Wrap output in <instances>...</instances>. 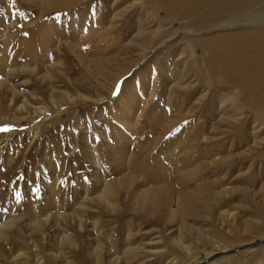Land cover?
I'll list each match as a JSON object with an SVG mask.
<instances>
[{
  "label": "rangeland",
  "instance_id": "obj_1",
  "mask_svg": "<svg viewBox=\"0 0 264 264\" xmlns=\"http://www.w3.org/2000/svg\"><path fill=\"white\" fill-rule=\"evenodd\" d=\"M38 1L35 8L26 0H0V66L15 69L27 65L26 56L18 57L16 50L27 43L30 33L37 43L35 54L39 58L35 62L37 72L32 76L18 74L6 78L0 67V81L7 80V86L20 94L32 93L38 97L37 101L28 99L26 111L17 112L22 98L0 90V128L9 129L0 132V215L15 210V215H25L23 219L27 223L26 219L36 216L34 208L40 218L49 216L48 213L75 216L73 213L77 212V215L82 214V222L88 223L83 230L76 227L77 221L72 218L59 219L57 223L61 229L67 227L78 246L92 241L96 235L93 229H99V225L106 226L107 233L121 244L128 224L131 244L143 249L130 264H173L176 257V264H192L189 256L173 249L170 237H180L192 253L204 258L214 242L213 238L207 242V234L220 235L219 239L227 246L221 256L231 258L232 263L224 260L221 264H264V124L259 121L261 118L264 122V116L259 117V113L249 109L239 115L241 118L237 115L230 119L235 110L229 98L234 99L235 91H229L226 85L217 86L221 74L214 71L215 68L211 70L212 75H208L210 67L199 66L198 72L194 69L196 64L192 63L183 69L182 62H176L177 57L169 60L165 57L167 52L173 56L172 49L162 50L160 54L154 50L147 55L146 65L137 66L140 72L151 73V83L143 86L136 77L138 73H133L136 78L131 79L144 89L139 88L140 99L133 121L123 134L126 138H116L115 135L120 134L116 129L123 128L118 117L112 114L113 97L107 90L111 85L107 84L105 90L99 89L98 78L89 68L78 65L64 45V39L76 44L88 58L113 59L136 53L126 48L135 35L127 37L129 28L126 26L134 17L119 19V26L109 24L112 15L118 16L133 0ZM173 29H181V26L174 25ZM156 54L158 59L153 62ZM165 58L168 61L159 67L157 64ZM113 67L114 71L119 70ZM46 72L52 77L47 81L43 79ZM166 73L185 76L183 85L189 83L186 80L195 79L202 89L206 87L205 80L212 79V86L216 87L210 98L206 97L205 102L197 105V90L169 89L170 78ZM130 75L123 76L122 84L127 83ZM108 79L110 77H106V81ZM50 84L57 89V95H53L55 101L62 91L75 99L70 102L66 99L61 106L50 108L46 89ZM150 86H153V94L149 98ZM166 92L169 93L167 100ZM238 102L242 105L241 99ZM37 107L44 109L43 112L34 111ZM120 152L128 161H124ZM121 162L128 164L127 175L156 172L151 180L165 181L162 185L170 192L163 188L159 198H163H160L163 203L170 202L172 209H175V192L199 194L200 201L192 204L193 210L191 207L190 212L180 214L171 222L152 219L155 206L151 203L145 211H140V199L137 200L139 197L134 190L141 188V182L133 185L134 188L126 186L113 196L112 207L97 202L100 180L104 178L114 184L121 176L118 169ZM224 188L228 194L217 197ZM17 191L21 193L19 202L15 196ZM82 204L85 210H80ZM161 208L166 211V206L161 205ZM217 209L236 213L238 221L233 227L225 223L219 229L218 223L222 222L217 217ZM165 211L161 215H165ZM245 223L251 228L248 233L243 227ZM50 229L45 232L51 235ZM24 234L31 243L32 236L25 230ZM40 238L37 237L39 242ZM260 239H263L261 244ZM75 252L77 257L78 252Z\"/></svg>",
  "mask_w": 264,
  "mask_h": 264
},
{
  "label": "bare ground",
  "instance_id": "obj_2",
  "mask_svg": "<svg viewBox=\"0 0 264 264\" xmlns=\"http://www.w3.org/2000/svg\"><path fill=\"white\" fill-rule=\"evenodd\" d=\"M26 1L31 4L30 6L35 8L39 4L37 0ZM135 9L136 11L133 12ZM125 16L128 18L134 17L133 22L126 26V28H129L127 37H130L133 33L135 34L128 41V46L126 47L136 51V53L132 55H119L113 59L94 56H92L94 58H88L86 56L87 54L85 55V53L80 52V48H78L76 44L72 45L70 40L67 38L64 39V45L69 52H72L73 57L78 61V65L80 64L85 69L89 68L98 78L96 79V83L99 89L105 90L106 86H108L107 84L111 85V88L107 90L113 97L112 114L118 117L123 128V131L121 129H116L120 131V134L115 135L116 138H126L123 134L124 131L127 132L129 130L133 121L135 114L134 110L140 99L138 97L139 88L144 89L143 86H148V84L150 85L151 83L149 79L151 73L147 71L140 72L137 66L145 64L147 55L154 50L157 54H160L159 52H162V50L168 48L172 49V52H174L173 56L171 52L165 51L167 52L165 57L168 60L177 57L178 59L176 62H182L183 69H186L187 65L192 63L196 64L194 69L198 72L199 66L201 68L210 67L208 75H212L211 70L215 68L214 71L221 74V79L217 80V86L226 85L229 87V91L230 89L235 91L234 99L232 100L231 96L229 98L233 101V110H235L233 114L229 116L230 119L237 115H243L245 110L249 109L254 111L255 114L259 113V117L264 116V0H133V4L125 8L118 16H114L113 14V18L109 24L111 26H116L119 19L122 21L121 19ZM143 17L149 19V21L146 22ZM174 25L181 26V29L174 30ZM27 40L26 44L22 47L20 46V48L16 50L18 57L26 56V59H28L27 65L18 64L20 66L14 69L13 66L9 67L1 63L4 65H1V69L4 71L3 73L5 76H7L6 78H9L11 75L17 76L18 74L32 76L35 71L37 72L35 69V62L38 58L35 54L37 43L32 33H30ZM172 46L174 48H172ZM196 50H199L200 53L198 54ZM157 54L153 62L158 59ZM166 58L162 62L159 60L160 62L157 65L160 67V64H165L168 61ZM49 59L48 62H50ZM200 63L202 65H200ZM112 66H114L113 68L116 70H119L114 71ZM17 68L18 70H16ZM135 72L138 73L136 77H138L140 83L143 82V86L136 85L131 79L136 78L133 77V73L135 74ZM128 73L131 75L128 77L127 83L122 84V79ZM45 74V77H42L43 79L45 78L46 81L48 77L52 78L47 72ZM166 75L170 78L167 81V86L170 87L169 89L181 90L182 92L197 90L196 95L199 94L195 102L197 105H201L206 97L210 98V93L213 94L212 89L216 87L212 86L214 85L212 79H206V87L199 89L195 79L191 81L186 80V82L189 83L183 85L185 83V76L182 74L176 75L166 73ZM205 75H207L206 71ZM104 76L105 79L101 80ZM106 77H110V79L106 81ZM145 78H147V80H145ZM5 81L7 80L0 81V90L10 92L13 97L22 98V105L18 107L16 110L17 112L26 111L25 107L29 104L28 99L37 101L38 97L36 98V95L32 93H28V96L23 93L20 94L15 88H10L9 85L7 86L8 82L6 83ZM152 87L153 86L148 87L149 98L153 94ZM46 89L49 90L47 98L51 104L50 108L61 106L62 102L64 103L66 99L67 102L75 99L70 94L68 95L67 91H62L60 95L63 98L60 96V98H58L59 102L55 101L56 98L54 100L53 95H57V89H55L52 84ZM112 90L118 93V95H114ZM166 94L165 100L169 98V93L166 92ZM240 99L242 100V105L238 102ZM221 104H223V100L220 101V105ZM35 110L42 113L44 109L37 107L34 108V111ZM240 116L239 118H241ZM254 120L258 121L255 118ZM237 121L238 120H235V122ZM259 121L264 124L261 118ZM232 122L234 121L232 120ZM239 128L241 127L239 126ZM120 153L122 158L124 156V161H128L126 160V155L122 152ZM122 158L118 157L120 160ZM96 163V165L100 167L99 161H96ZM127 165V162L126 164L120 163L118 169L120 170L121 176L117 177L115 183L113 182L114 184H109L104 178L101 180L99 179L101 189L98 188L96 197L98 200L97 202L107 207H112L110 199L113 196L118 195L126 186L132 187L141 182L140 189H133L139 197L137 200L140 199L138 206L140 211H145V207L148 203H151L155 206L152 211V219L162 218L165 221L171 222L176 219L177 216H180V214L182 215L190 212L191 207L193 210L192 204L200 201V199L197 198L199 194L175 192L174 194H177L174 195L175 209H172V207L168 205L170 202L163 203V201H161L163 198H159L161 195L159 192L165 188L162 185L165 181L158 183L151 180V175H157L156 172L142 171L135 172L137 173L136 175L133 173L127 175L125 173ZM161 172H163V170H161ZM100 175L103 176V172H101ZM158 177L162 179L161 175H158ZM150 184H152L151 187H148ZM165 189L168 191L170 190L168 187ZM220 194L224 196L227 195V189H221V192L217 193L216 196L218 197ZM168 198L165 199L167 200ZM161 205L164 207L166 206V211L164 210L166 212L165 215H161L164 213ZM80 208V210H85V205H80ZM34 210L33 212L36 216L33 214L32 216L35 217H27V223H24L23 217L25 215H23V217L15 215V210H10L6 212L5 215H0V264H130L133 260L132 258H136L143 253L141 246L138 245L134 247L131 244L130 228H128V224L125 227V238L121 244H118L111 237L112 235L107 233L105 229L106 226L99 225L97 226L99 229H93L96 235H93L92 241L78 246L76 240L73 239L74 237L71 236L72 234L69 235V232L66 230L67 227L61 229L60 223H57V220L61 219L62 221L72 218V220L77 221L76 227H78L79 230H83L85 224L88 223L82 222V214L77 215L78 213L74 212L73 214H75V217L73 215H54L48 213L49 216L40 218L38 211L35 208ZM217 217L222 222L218 223L219 229L225 223L229 227L234 225V222L238 221V215L228 209L218 210ZM49 226L52 228V231H50L51 235L45 232L47 228L50 229ZM243 227L246 228V233L251 230L248 223H245ZM24 230L29 236H32L30 239L31 243L29 239H26L27 234H24ZM207 235L209 237L207 238V242L209 243L211 238L214 239V242L212 244L213 246H211L213 248L206 251L204 258H200L198 254L192 253L190 248L183 244V240L180 237H170L171 240L169 242L174 250L189 256L188 260H190V262L192 261V264H221L224 260L232 263L231 258L227 259L221 256V254L226 252L227 246L219 239L220 235ZM38 236L41 237L40 242L42 243L43 241L45 243L44 245L40 244L37 239ZM262 240H259V244H261L260 242ZM6 247L8 248L6 249ZM75 251L78 252V259ZM130 256L131 258L129 259ZM70 257L75 258L71 260ZM176 258H174L173 264H176Z\"/></svg>",
  "mask_w": 264,
  "mask_h": 264
},
{
  "label": "snow or ice",
  "instance_id": "obj_3",
  "mask_svg": "<svg viewBox=\"0 0 264 264\" xmlns=\"http://www.w3.org/2000/svg\"><path fill=\"white\" fill-rule=\"evenodd\" d=\"M114 95H118V93H113ZM9 131V129H7V128H0V132H8ZM26 183H27V181H26ZM34 191H36V192H38L39 191V189H34ZM15 196H16V198H17V201L19 202L20 201V199H21V193L19 192V191H17L16 193H15Z\"/></svg>",
  "mask_w": 264,
  "mask_h": 264
}]
</instances>
